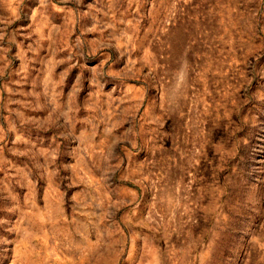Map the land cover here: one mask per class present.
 I'll list each match as a JSON object with an SVG mask.
<instances>
[{
	"label": "rangeland",
	"instance_id": "rangeland-1",
	"mask_svg": "<svg viewBox=\"0 0 264 264\" xmlns=\"http://www.w3.org/2000/svg\"><path fill=\"white\" fill-rule=\"evenodd\" d=\"M0 264H264V0H0Z\"/></svg>",
	"mask_w": 264,
	"mask_h": 264
}]
</instances>
